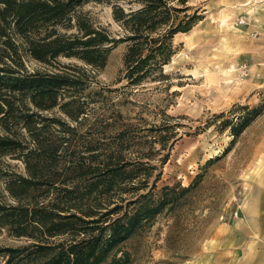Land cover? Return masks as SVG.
Returning <instances> with one entry per match:
<instances>
[{
  "label": "rangeland",
  "instance_id": "374dc122",
  "mask_svg": "<svg viewBox=\"0 0 264 264\" xmlns=\"http://www.w3.org/2000/svg\"><path fill=\"white\" fill-rule=\"evenodd\" d=\"M114 3L81 0L71 11L116 40L101 45L108 49L102 66L76 55L41 61L21 37L13 38L29 71L75 81L56 88L58 104L50 108L36 106L29 92L4 88L0 118L7 101L11 112L45 116L38 125L65 140L58 164L71 180L97 176L112 161L138 167L136 181L150 174L142 192L153 188L166 205L103 264H264V229L252 228L264 223V0H190L202 19L174 36L165 77L138 85L124 78L128 42ZM74 20L51 28L76 34ZM10 126L25 132L22 122L10 120ZM18 153L0 152V204H19L7 189L9 176L25 174ZM144 199L154 202L151 195ZM15 228L0 223V264H7V247L38 242ZM16 261L10 264H30Z\"/></svg>",
  "mask_w": 264,
  "mask_h": 264
},
{
  "label": "trees",
  "instance_id": "16d2710c",
  "mask_svg": "<svg viewBox=\"0 0 264 264\" xmlns=\"http://www.w3.org/2000/svg\"><path fill=\"white\" fill-rule=\"evenodd\" d=\"M80 1L0 0V92L4 88L29 92L36 106L50 108L58 104L56 88L75 81L61 74L29 71L13 39L16 36L41 61L63 54L76 55L100 66L106 62L108 49L101 45L116 40L107 30L72 14ZM104 1L115 2L114 18L125 30L122 40L128 42V48L124 78L131 85L164 78V65L176 51L174 36L188 32L203 17L199 10L192 11L190 0ZM73 19L79 31L76 34L51 28L60 21L71 24ZM7 102L9 107L0 119L10 133L0 134V152H19L25 174L9 176L7 189L19 204H0V223L16 227V235L38 238L32 244L7 247V264L17 258L14 263L103 264L143 220L166 205L163 194L152 195L153 188L142 192L149 186L150 174L136 181L138 167L130 162H106L105 170L92 178H67L66 166L60 168L58 164L59 149L65 140L51 137L47 124L38 125L45 116L37 112H11L13 104ZM10 120L22 122L25 132H11ZM72 171L83 174L87 170L75 167ZM113 191L116 193L111 194ZM125 192L130 195L124 196ZM46 195L48 198L41 199ZM150 195L154 202L144 199ZM56 235L61 239L48 243L46 239ZM41 239L44 242H39Z\"/></svg>",
  "mask_w": 264,
  "mask_h": 264
},
{
  "label": "crops",
  "instance_id": "0c3cea01",
  "mask_svg": "<svg viewBox=\"0 0 264 264\" xmlns=\"http://www.w3.org/2000/svg\"><path fill=\"white\" fill-rule=\"evenodd\" d=\"M241 224H242V219L238 220V222L236 223V225H241ZM254 224H255V226L252 228L256 227V228H261V230L264 229V223L263 222H260V223L254 222Z\"/></svg>",
  "mask_w": 264,
  "mask_h": 264
}]
</instances>
